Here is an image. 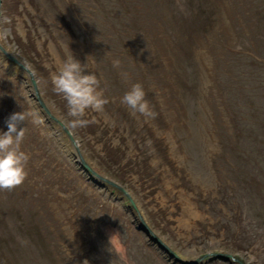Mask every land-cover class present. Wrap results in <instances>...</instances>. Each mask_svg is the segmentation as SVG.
<instances>
[{"label":"rangeland","instance_id":"374dc122","mask_svg":"<svg viewBox=\"0 0 264 264\" xmlns=\"http://www.w3.org/2000/svg\"><path fill=\"white\" fill-rule=\"evenodd\" d=\"M263 7L0 0V132L26 113L29 155L0 190V264H264ZM71 55L109 99L75 133L50 82ZM137 83L154 118L122 103Z\"/></svg>","mask_w":264,"mask_h":264},{"label":"clouds","instance_id":"9594fccd","mask_svg":"<svg viewBox=\"0 0 264 264\" xmlns=\"http://www.w3.org/2000/svg\"><path fill=\"white\" fill-rule=\"evenodd\" d=\"M11 54L18 56V51L13 49ZM85 69V63L71 55L58 71L50 75L53 91L65 101L66 118L62 125L70 133L95 123L89 118V113L101 112L109 103L101 88V80ZM122 103L145 118L156 115L139 83L124 93ZM26 119V113L14 112L6 120L7 130L0 132V190L12 191L22 185L28 176L29 155L21 148L25 138V128L21 125Z\"/></svg>","mask_w":264,"mask_h":264},{"label":"trees","instance_id":"16d2710c","mask_svg":"<svg viewBox=\"0 0 264 264\" xmlns=\"http://www.w3.org/2000/svg\"><path fill=\"white\" fill-rule=\"evenodd\" d=\"M126 3H127V1H129V0H124ZM264 1V0H263ZM100 3V2H99ZM123 3V2H122ZM262 12L264 13V7H263V9H262ZM256 13V12H255ZM263 15V14H262ZM116 17V19H117V23H119L120 25H119V27H123L124 25H123V22H122V19L121 20H119L120 18L118 17V14H117V16H115ZM257 18V17H256ZM259 20V22H258V24H257V26L258 25H260L259 27H258V36L260 37V41L262 42V47H264V15H263V17H261V19H258ZM123 25V26H122ZM263 52V51H262ZM260 54H261V51H260ZM261 57H263L262 55H261ZM262 64V63H261ZM264 65V64H263ZM254 74V73H253ZM250 102H252V104H253V106H256L254 103H257V106H258V110H264L263 109V106L264 105H259V103L258 102H255V101H250ZM233 115V114H232ZM241 116V115H240ZM232 121L234 122L235 120L234 119H232ZM262 124H264V123H262ZM234 125H235V123H234ZM261 127V133H263L264 134V125H260ZM237 127V126H236ZM259 127V126H258ZM256 142H260V143H264V139H262L261 141H256Z\"/></svg>","mask_w":264,"mask_h":264},{"label":"water","instance_id":"95a60500","mask_svg":"<svg viewBox=\"0 0 264 264\" xmlns=\"http://www.w3.org/2000/svg\"><path fill=\"white\" fill-rule=\"evenodd\" d=\"M31 81H33V79L31 78ZM138 225L137 226H140L142 230L145 231V233H147V235L149 236V238L155 242L158 243V245L164 249H166L165 245L154 235L152 234L151 232H149V230L147 229L146 226H144V224L142 223V221L138 220ZM166 251L169 253V254H172V252L169 250V249H166ZM226 256V254H225ZM188 262H191L192 264H195V261L194 260H189Z\"/></svg>","mask_w":264,"mask_h":264}]
</instances>
